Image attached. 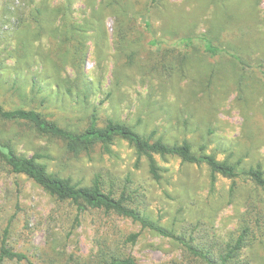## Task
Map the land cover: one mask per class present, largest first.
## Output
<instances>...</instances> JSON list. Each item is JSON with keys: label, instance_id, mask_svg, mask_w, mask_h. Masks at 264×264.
Masks as SVG:
<instances>
[{"label": "rangeland", "instance_id": "rangeland-1", "mask_svg": "<svg viewBox=\"0 0 264 264\" xmlns=\"http://www.w3.org/2000/svg\"><path fill=\"white\" fill-rule=\"evenodd\" d=\"M65 1L0 0L5 108H35L74 131L94 114L99 126L121 121L170 144L187 140L195 153L240 171L257 164L264 170V0H71L70 20ZM67 22L84 31L73 37L84 53L76 65L57 66L61 33L74 27ZM0 137L77 185L99 177L105 190H125L133 207L200 247L234 239L250 219L241 256L264 264V189L244 175L212 182L205 164L156 155L162 176L155 180L124 139H115L110 153L99 145L74 153L21 120L0 119ZM133 232H140L136 242L127 240ZM3 235L32 264L59 257L61 264H98L103 253L131 254L138 264H204L179 241L60 201L0 162V243Z\"/></svg>", "mask_w": 264, "mask_h": 264}, {"label": "trees", "instance_id": "trees-1", "mask_svg": "<svg viewBox=\"0 0 264 264\" xmlns=\"http://www.w3.org/2000/svg\"><path fill=\"white\" fill-rule=\"evenodd\" d=\"M64 8L68 20H70L71 0L65 1ZM44 10L47 11V7ZM46 14L51 15V12L48 11ZM68 22L66 23V27H69L71 24ZM71 29H73V31L69 29L71 35L65 31L61 33V45L58 49L56 47L54 50L56 54L54 59L57 66L63 65L67 61H71V63L76 65L80 63L79 57L81 54L82 60L84 53L82 43L77 41L75 45L73 37L79 38V33L77 32L82 33V36H85V33L75 27V25ZM51 32L55 36L58 35V29L51 30ZM70 37H72L71 45L68 43ZM57 61L60 63H57ZM79 75H81V71H79ZM78 85L79 83L76 86ZM11 86L15 90L19 88L16 82L12 83ZM0 119L16 122L20 120L26 121L38 132L61 139L65 143L67 150L74 153L89 152L96 145L101 146L105 152L110 153L111 145L115 139H124L135 149L138 160L142 156L146 158L149 172L155 180H160L162 176L161 168L155 156H176L183 162L207 165L211 172L212 182H215L217 175L231 179L244 175L255 185L264 189V170L260 164L240 171L235 164L230 163L228 160H219L214 154L204 151L195 153L192 150L190 142L187 140H183L181 143L170 144L162 138L155 137L154 132L149 136H144L132 126L121 121L108 119L105 124L99 126L93 114L89 125L82 130L74 131L48 119L38 109L22 107L5 108L1 102ZM38 158L39 155L37 154L26 156L17 153L10 140L7 141L0 137V162L9 170L26 175L56 199L60 201L70 200L80 207L89 206L102 211L106 215L114 214L129 218L137 222L141 230H152L161 236L179 241L191 255L200 259L204 264H253L250 260L241 256L242 250L247 245L248 239H250L253 232L250 219H244L240 233L234 239L219 245L212 246L211 244H207L200 247L193 243V237L189 236L187 238L183 234L173 233L171 230L141 213L136 207H133L130 195L125 190H122L120 193L111 189L105 190L99 177H96L89 186L77 185L69 178L60 177L48 172L45 164L39 162ZM139 235L140 232L130 233L127 240L136 242ZM5 259L15 260L18 263L26 260L29 264H32L26 254L14 250L8 244L6 235H3L0 243V261ZM52 264H61L60 257L57 262H53ZM98 264H138V262L131 254L117 255L114 253H103Z\"/></svg>", "mask_w": 264, "mask_h": 264}]
</instances>
